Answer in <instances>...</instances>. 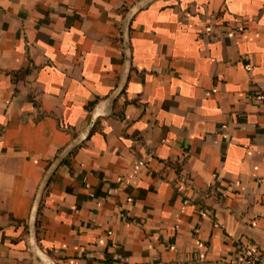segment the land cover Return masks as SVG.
Wrapping results in <instances>:
<instances>
[{"label":"crops","instance_id":"1","mask_svg":"<svg viewBox=\"0 0 264 264\" xmlns=\"http://www.w3.org/2000/svg\"><path fill=\"white\" fill-rule=\"evenodd\" d=\"M264 255V0H0V264Z\"/></svg>","mask_w":264,"mask_h":264},{"label":"built area","instance_id":"2","mask_svg":"<svg viewBox=\"0 0 264 264\" xmlns=\"http://www.w3.org/2000/svg\"><path fill=\"white\" fill-rule=\"evenodd\" d=\"M233 264H264V255L255 244L245 245L241 251V259Z\"/></svg>","mask_w":264,"mask_h":264}]
</instances>
